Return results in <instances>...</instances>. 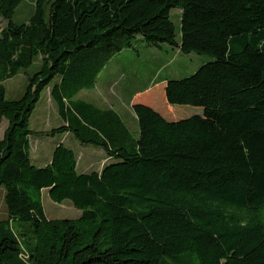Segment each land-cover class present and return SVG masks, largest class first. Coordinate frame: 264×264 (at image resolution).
<instances>
[{
    "label": "trees",
    "instance_id": "16d2710c",
    "mask_svg": "<svg viewBox=\"0 0 264 264\" xmlns=\"http://www.w3.org/2000/svg\"><path fill=\"white\" fill-rule=\"evenodd\" d=\"M23 2L0 0V264H264V0H40L17 23ZM138 41L214 61L136 102V135L77 97ZM52 84L63 125L47 136L102 150L101 172L80 174L64 144L33 163L30 120ZM44 191L82 216L49 220Z\"/></svg>",
    "mask_w": 264,
    "mask_h": 264
},
{
    "label": "rangeland",
    "instance_id": "374dc122",
    "mask_svg": "<svg viewBox=\"0 0 264 264\" xmlns=\"http://www.w3.org/2000/svg\"><path fill=\"white\" fill-rule=\"evenodd\" d=\"M38 1L40 0H24L17 10L14 21L27 22ZM43 1L50 4L53 0ZM171 17L175 25L176 40L181 43V10H172ZM6 26L7 22L0 18V35ZM134 48L116 55L99 75L96 87L82 91L77 99L103 110L116 109L131 130L136 133L139 127L129 103L134 95L154 84L163 83L162 88H165L168 82L189 78L195 75L201 67L212 63L214 59L194 53L186 55L168 45L157 49L139 41ZM33 72L30 71L29 74ZM28 77L23 73L4 83L8 100H16L23 96L28 85ZM52 86L53 84L41 94L40 101L30 120V130L35 133L31 140L33 163L38 167H46L52 159L56 146L64 144L76 153L80 174L84 171L90 173L99 169L100 164L93 166L101 156L98 149L81 145L72 134L47 136L53 129L63 125L58 106L51 97ZM7 128L8 122L3 120L0 127V140L3 139ZM43 206L49 220H77L82 216V211L76 209L70 201H65L63 204L52 202L47 191L43 193ZM6 217L4 194L0 190V219ZM17 225L19 222L15 223V226Z\"/></svg>",
    "mask_w": 264,
    "mask_h": 264
},
{
    "label": "crops",
    "instance_id": "0c3cea01",
    "mask_svg": "<svg viewBox=\"0 0 264 264\" xmlns=\"http://www.w3.org/2000/svg\"><path fill=\"white\" fill-rule=\"evenodd\" d=\"M165 84V83H164ZM163 87V83L162 84H160V85H158V84H154V85H152L151 87H149L148 89H146V90H144V91H140V92H138L136 95H134L133 96V98L130 100V106H131V108H132V106L136 103V102H138V101H140L141 99H143V98H146L147 96H149L150 94H152V93H154L155 92V90H158V89H161ZM150 104V103H149ZM109 110H114L116 113H118L119 114V112H117V110L116 109H114V108H112V109H109ZM134 113V112H133ZM120 115V114H119ZM121 116V115H120ZM134 116H135V114H134ZM121 118H122V116H121ZM123 119V118H122ZM135 119H136V122H137V124H138V120H137V117L135 116ZM123 121H124V119H123ZM125 122V121H124ZM126 123V122H125ZM127 124V123H126ZM128 126V125H127ZM129 127V126H128ZM130 128V127H129ZM131 129V128H130ZM133 132V131H132ZM138 132H139V130L135 133V132H133L134 134H136V135H138ZM100 152V154H101V156H100V159L99 160H97V164L95 163V164H93V166H99V164H100V168L99 169H95V171H97V172H101L102 170H103V168L105 167V165L107 164V162H108V160H107V157H106V155L103 153V151L102 150H99ZM103 155H105V156H103ZM99 161V162H98ZM51 162V161H50ZM87 165H89V164H87ZM89 166H92L91 164L89 165ZM78 170H79V166H78ZM83 173H88L87 171H84ZM47 193H48V191H47Z\"/></svg>",
    "mask_w": 264,
    "mask_h": 264
}]
</instances>
